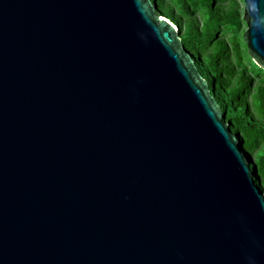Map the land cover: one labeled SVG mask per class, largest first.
<instances>
[{"label":"water","instance_id":"obj_1","mask_svg":"<svg viewBox=\"0 0 264 264\" xmlns=\"http://www.w3.org/2000/svg\"><path fill=\"white\" fill-rule=\"evenodd\" d=\"M264 70V0H243ZM152 0H0V264H264V190Z\"/></svg>","mask_w":264,"mask_h":264},{"label":"trees","instance_id":"obj_2","mask_svg":"<svg viewBox=\"0 0 264 264\" xmlns=\"http://www.w3.org/2000/svg\"><path fill=\"white\" fill-rule=\"evenodd\" d=\"M152 1L156 2L159 14L178 26L186 50L226 112L225 121L230 123V131L239 133L247 155L256 153L254 163L258 175L264 179V149L259 150L264 145V128L255 124L249 115L264 119V70L251 60L250 72L245 62L247 51H242V43L236 36L242 24L236 0H170L172 6L166 5L165 0ZM225 3H229L227 8L223 7ZM175 6L179 8V15L173 13ZM199 17L203 20L200 28ZM221 26L233 29L232 37L220 35ZM260 74L262 79L253 83L254 75ZM222 92L229 98L224 104L217 97Z\"/></svg>","mask_w":264,"mask_h":264},{"label":"rangeland","instance_id":"obj_3","mask_svg":"<svg viewBox=\"0 0 264 264\" xmlns=\"http://www.w3.org/2000/svg\"><path fill=\"white\" fill-rule=\"evenodd\" d=\"M236 2H237V4H238V9H239V11H240V13L241 14H243V7H244V2H243V0H236ZM165 3H167L166 5H171L172 6V2H170V0H165ZM165 5V4H164ZM228 5H229V3H225L224 5H223V7H228ZM162 12V11H161ZM196 12V14L198 15V12L197 11H195ZM194 12V13H195ZM173 13L175 14V15H179V8L178 7H174V10H173ZM181 19H183L184 20V17H182ZM198 20H199V28L201 27V24H203L202 22H203V20H202V18L201 17H199L198 18ZM185 25V24H184ZM183 25V26H184ZM225 27V26H224ZM221 30H222V32L220 33V35H225V37H227V38H230V37H232V35H233V32H234V30L233 29H231V28H223V26H221ZM247 30V25H246V23L245 22H243L242 21V24H241V26L239 27V29L237 30V32H236V36H237V38L241 41V43H242V51L243 52H246L247 51V47H246V45H245V43L243 42V34H244V32ZM247 54H246V56H245V62L247 63V66H248V69H249V71L251 72L252 70L250 69V61H251V59H250V57H249V59L247 58ZM203 65H206V62H204L203 63ZM255 76V79L253 80V83H256L258 80H260V79H262L261 78V76H262V74H260V75H258V76H256V75H254ZM217 97H219V99L221 100V102L224 104V103H227L228 101H229V98H228V96H227V94H225V93H218V95H217ZM250 110L251 109H249V112H250ZM249 115L252 117V120H253V122L255 123V124H257L258 126H260L261 128H264V119H260L257 115H255V114H251V113H249ZM261 149H264V145L263 146H260L259 147V150H261ZM248 157H249V159L251 160V162H253L254 163V159H255V157H256V153H249L248 154ZM261 187L264 189V179H263V177H261Z\"/></svg>","mask_w":264,"mask_h":264},{"label":"clouds","instance_id":"obj_4","mask_svg":"<svg viewBox=\"0 0 264 264\" xmlns=\"http://www.w3.org/2000/svg\"><path fill=\"white\" fill-rule=\"evenodd\" d=\"M230 130V129H229Z\"/></svg>","mask_w":264,"mask_h":264}]
</instances>
